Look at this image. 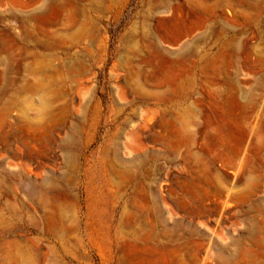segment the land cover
I'll use <instances>...</instances> for the list:
<instances>
[{
  "label": "rangeland",
  "instance_id": "374dc122",
  "mask_svg": "<svg viewBox=\"0 0 264 264\" xmlns=\"http://www.w3.org/2000/svg\"><path fill=\"white\" fill-rule=\"evenodd\" d=\"M0 205V264H264V0H0Z\"/></svg>",
  "mask_w": 264,
  "mask_h": 264
},
{
  "label": "crops",
  "instance_id": "0c3cea01",
  "mask_svg": "<svg viewBox=\"0 0 264 264\" xmlns=\"http://www.w3.org/2000/svg\"><path fill=\"white\" fill-rule=\"evenodd\" d=\"M186 65V64H185ZM185 65L179 64V67L185 68ZM191 66V65H188ZM179 75H183L180 78L178 84H174L173 89V101L185 102L189 101L194 93L195 84L191 78V72H180ZM186 76V77H185ZM188 77V78H187ZM12 208L7 207L6 205H0V224H4L5 217L4 214L12 213Z\"/></svg>",
  "mask_w": 264,
  "mask_h": 264
}]
</instances>
